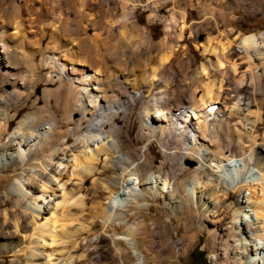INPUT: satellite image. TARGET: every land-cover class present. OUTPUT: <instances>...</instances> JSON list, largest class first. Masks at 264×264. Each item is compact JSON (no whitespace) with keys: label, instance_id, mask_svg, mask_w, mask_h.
<instances>
[{"label":"bare ground","instance_id":"1","mask_svg":"<svg viewBox=\"0 0 264 264\" xmlns=\"http://www.w3.org/2000/svg\"><path fill=\"white\" fill-rule=\"evenodd\" d=\"M103 1L50 0L37 7L33 0H0V90L3 91L0 120L4 122L0 125V142L19 111L31 101L30 111L15 127L31 136L11 137L9 141L17 146L14 152L23 147L28 160L47 158L60 161V165L64 160L60 156L70 152L74 162L71 167L75 170L72 172L80 181L102 175L104 172L98 171L99 160L106 156L105 167L134 176L140 188L149 186L159 195L165 188L169 189L166 202L170 206L175 204V210L194 204L195 191L209 187L215 176L222 177L228 186L222 194L221 208L230 197L227 193L234 184L236 170L243 172L245 166L256 165L262 172L260 179L245 185L255 196L257 189L262 193L252 204L259 229L252 228L255 225L252 215L246 229L254 231L255 237L250 238L262 241L263 245L248 244L249 249L240 245L238 249L244 255L259 256L251 264H264V157L257 151L264 148V135L254 134L262 129L263 122L256 112L251 115L256 100L251 102L246 97L251 93L256 98L262 92L264 34L249 33L233 38V11L226 0H189L185 9L172 11L169 19L158 15L157 0H148L149 21L158 20L165 25L162 39L154 41L147 29L137 23L133 12L135 1L126 0L120 6L115 2L120 10L108 16L103 13ZM164 1L176 4L179 0ZM187 7L197 11L198 20L187 22ZM222 27L226 30L222 31ZM187 32L194 38L205 35L204 42L197 44V49L203 50L199 64L185 47ZM47 35L51 45L43 46ZM41 85L43 91L36 95V88ZM3 86L11 90L4 91ZM185 105L184 111L176 112ZM12 109L16 112L11 114ZM138 110L141 111L139 138L146 145L155 141L166 162L176 160L181 165L189 159L197 163L190 181L179 184L175 172L160 168L154 174L164 179L161 186L156 177L151 179L153 173L142 149L134 155L125 153V158L117 156L121 150L117 119L121 117L129 124L130 115ZM83 133L86 134L80 139ZM100 134L106 137L91 154L84 151L77 155L75 147H68L74 136L87 143L100 138ZM11 147V143L0 144L3 169L18 168V156L7 154ZM65 162L70 160L67 158ZM202 173L208 176L206 182H201ZM116 183L115 176L104 186L111 190ZM97 185H93L95 190L99 188ZM240 186L234 189L241 190ZM88 197L73 204L84 207L88 205ZM129 203L125 193L112 194L108 205L96 215L110 223L124 215L122 209ZM97 205L103 207L100 202ZM30 209L38 214L42 211L35 205ZM51 228L47 232L50 244H54L56 233ZM126 232L129 237L136 235L131 228ZM64 236L67 239L71 235L63 233ZM62 240L60 244L67 243ZM29 244L35 246L24 253L28 264H76L71 256L65 259L64 255L56 257L51 251L46 252L48 243L42 236ZM91 249L88 250L91 256H97L95 248Z\"/></svg>","mask_w":264,"mask_h":264},{"label":"rangeland","instance_id":"2","mask_svg":"<svg viewBox=\"0 0 264 264\" xmlns=\"http://www.w3.org/2000/svg\"><path fill=\"white\" fill-rule=\"evenodd\" d=\"M24 1L21 0V2ZM46 1L49 3L50 0H43V2ZM124 1L126 2V0H122V2L121 0L119 2L115 0L103 1L104 15L108 16L111 12L118 13L119 6L124 4ZM133 1L137 4L135 9L133 8V12L138 25L145 27L154 41L162 39L164 23L158 20L151 22L148 19L150 10L146 6L151 0ZM226 1L231 3L233 11L231 20V26L235 30L233 38L249 33L264 34V0H236L237 3L234 0ZM33 3L37 7L42 4L39 0H33ZM188 5L189 0H179L176 4L157 0L156 11L159 16L169 19L172 11L185 9ZM114 8L118 10H114ZM187 14L188 23L199 19L197 11L191 7H187ZM176 28L180 30L178 24ZM221 29L225 31L226 27ZM204 39V34L194 38L188 32L184 39L185 47L189 49V55L195 57L198 64L203 58V50L197 49V44L201 45ZM48 41L50 40L47 35L43 39V46L51 45ZM262 79V92L258 93L256 98L251 93L246 94L251 102L256 100V104L252 103L255 105L250 110L251 115H255L256 112L263 122L262 129H258V133H254L256 136L264 135V77ZM3 90L9 91L11 88L3 86ZM42 91L43 85L38 86L36 95H41ZM0 95H3L2 90H0ZM30 102L19 111L18 117L13 120V125L8 128L4 141L0 142L1 145L11 143L12 147L7 154L13 153V157L18 156L17 169L13 170L12 167L3 169L0 162V264H28L24 259V253L29 247L35 246L33 244L31 246L29 242L38 236L44 237L49 244L46 245L48 246L45 248L46 252L51 251L56 257L64 255L65 259L66 256L67 258L71 256L76 260V264H196L195 260L199 258L196 253L203 254L209 264H251L253 259H259V256L254 257V254L244 255L242 254L243 250L238 249L240 245L246 249L250 248L248 244L263 245L262 241L258 239L253 241L254 239L250 238V236L255 237L254 231L246 229L251 215L255 222V225L250 223L252 228H257L259 222L252 204L256 201L255 197H260L262 193L260 189H257L258 193L255 196L252 190L245 185L257 183L260 179L262 172L258 166H245L246 169H241L243 172H240L239 169L236 170L234 184L230 185V190L227 193L230 197L221 208L222 194L227 192L228 186L222 181V177L215 176L213 182H209V187L198 188L195 191L197 193L194 204L175 210V204L170 206L166 202L169 189L165 188L159 195L160 192L151 191L149 186L147 189L146 187L140 188L136 185L134 176L121 175L118 169L105 167L106 156H101L99 160L98 171L104 172L102 175L99 177L90 176L80 181V178L75 177V173L72 172L74 169L71 165L74 162L71 160L70 152L65 157L60 156L64 159L61 165L60 161H52L47 158L28 160L23 147L19 149L20 151L18 150V153L14 152L17 146L16 142L9 141L11 137L15 134L31 136L26 131L15 128L20 118L30 111ZM185 108L187 105L176 112L180 113ZM13 112L16 111L12 109L11 114ZM140 115V110L134 111L130 115L129 124H126L121 117L117 119V127L121 130V150L117 156L125 158V153L134 155L142 149L146 163L153 173L152 180L157 176L154 172L161 168L164 172H175L179 184L183 181H190L189 178L192 176L193 170L197 169V163L189 159L183 160L181 165L176 160L166 162L155 141L146 145L145 141L139 138ZM3 123L0 120V125ZM85 134L83 133L80 139ZM100 136V138L96 137L95 141H88L89 143L77 140V137L74 136L68 147H75L77 155L84 151L91 154V150L102 145L103 141L101 140L106 137L105 134H100ZM257 151L261 152L264 157V148H259ZM67 158L70 160L69 163L65 162ZM44 168H47L46 171ZM50 168L52 170H49ZM115 176L117 183L112 185L111 190H107L104 185ZM207 179L206 173H202L201 182H206ZM163 180L162 177L157 178V182L161 183V186ZM94 183L99 187L96 190L93 188ZM161 186L159 185V188ZM235 186H240L243 190H235ZM80 189H84V192H80ZM117 193H125L130 203L122 209L123 216L106 223L96 214H99L108 205L109 197ZM90 194L93 195L90 196ZM88 196L91 198L89 199ZM87 197L88 205L81 207L73 204L74 201L80 198L85 200ZM65 199L67 201L62 202ZM99 202L103 205L102 208L98 207ZM32 205L40 207L41 213L38 214L37 211L31 210ZM50 228L53 233H56L57 242L54 244H50L51 238L47 232ZM129 228L134 230L135 237L127 235L126 231ZM44 230L46 233L42 234V231L45 232ZM63 233H69L71 236L66 239L65 236V238L62 237ZM32 234L34 237H29ZM62 238L64 239L62 241H67V243L60 244ZM91 248H95L97 256H91L92 252H88V250H92ZM118 249L121 253H118Z\"/></svg>","mask_w":264,"mask_h":264},{"label":"trees","instance_id":"3","mask_svg":"<svg viewBox=\"0 0 264 264\" xmlns=\"http://www.w3.org/2000/svg\"><path fill=\"white\" fill-rule=\"evenodd\" d=\"M78 70V69H77ZM197 256L199 257L198 259L195 260L196 264H209L206 259L204 258L203 254L201 253H196Z\"/></svg>","mask_w":264,"mask_h":264}]
</instances>
